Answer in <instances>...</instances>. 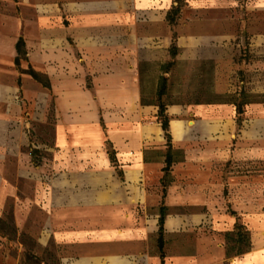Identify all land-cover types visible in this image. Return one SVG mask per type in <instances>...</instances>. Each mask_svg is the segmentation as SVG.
Instances as JSON below:
<instances>
[{
	"label": "crops",
	"instance_id": "crops-1",
	"mask_svg": "<svg viewBox=\"0 0 264 264\" xmlns=\"http://www.w3.org/2000/svg\"><path fill=\"white\" fill-rule=\"evenodd\" d=\"M212 2L170 23L174 0H0V218L35 264H264L262 188L226 202L221 169L264 162V39L210 26ZM243 229L250 249L229 254Z\"/></svg>",
	"mask_w": 264,
	"mask_h": 264
},
{
	"label": "rangeland",
	"instance_id": "rangeland-1",
	"mask_svg": "<svg viewBox=\"0 0 264 264\" xmlns=\"http://www.w3.org/2000/svg\"><path fill=\"white\" fill-rule=\"evenodd\" d=\"M212 4L216 7L212 9V11H215L216 18L209 23L210 26L213 25L221 30L230 27L234 37L238 36L237 39L240 40L239 36L243 33L246 42H251L255 38L264 39V0H213ZM243 71L242 68H237L234 75L239 79ZM259 98L264 99V95H261ZM166 100L168 99H165V102ZM240 117L239 129H241L242 124V116ZM221 169L225 173L223 181L226 186V193L224 195L226 202H228L230 196L228 193L231 185H235V189L241 188V185H248L250 191H253L251 188L257 184L260 185L263 193L260 192L258 195L256 193H250L249 198L252 200L262 198L264 201V162L258 164L253 163L249 166H238L237 163L227 161ZM230 211L231 209L228 210V212ZM242 233L244 235V241L240 244L234 241L229 243V246L234 247L231 251L235 252L238 249H246L248 247L250 233L245 229H243ZM33 249V241L24 233L19 235L18 228L11 219L0 220V260L6 261L10 257L9 264H15V260L19 254L22 255V264H35L34 259L30 256L33 253Z\"/></svg>",
	"mask_w": 264,
	"mask_h": 264
},
{
	"label": "trees",
	"instance_id": "trees-1",
	"mask_svg": "<svg viewBox=\"0 0 264 264\" xmlns=\"http://www.w3.org/2000/svg\"><path fill=\"white\" fill-rule=\"evenodd\" d=\"M177 2V6L172 7L173 9H171L169 11L168 14V19L170 21V23H173L175 21V15L178 13L179 9H180V4L182 0H174ZM24 46V41H23V37H20V39L18 40L17 43V50H18V57L16 59L17 63H19V59L21 56H25L26 51L23 48ZM171 56H172V60L169 61L166 65H164V70H166L167 72L169 71L170 68L173 67L174 63H175V56L178 52V48L176 46L175 43L172 44L171 49H170ZM28 72L37 80L42 81L46 86H49V84L45 81H43L42 75L39 74L38 72L34 71L32 68L28 69ZM168 79L166 76H161L160 77V82H159V89H158V101H159V119L162 125V128L164 130L165 133V137L168 140V151H167V157H166V167L164 169H166V173L168 170H170V167L173 164L174 161V155L176 154V151H174L172 149V145H171V133H170V119L168 117V115L166 114V103L163 101V95L166 93L167 91V87H168ZM241 113H242V106L241 104L237 106V116H238V124L240 125L239 120L241 119ZM161 218H160V222H161V229H160V241L162 240V234H163V222H164V218L166 216V209L162 208L161 209ZM0 220H2V218H0ZM239 226V225H238ZM240 229V227H238ZM226 238L228 239V241L231 243L232 241L236 242V243H241L244 241V235L243 233H241V231L239 230V232H228L226 233ZM250 242L248 243V247H246V249H238L235 252L238 253H242L244 252V250H249L250 249ZM234 247L229 246L228 248V253L231 254L233 253Z\"/></svg>",
	"mask_w": 264,
	"mask_h": 264
}]
</instances>
